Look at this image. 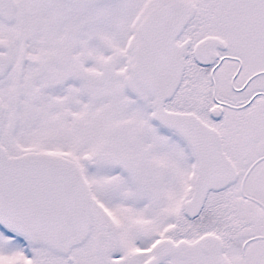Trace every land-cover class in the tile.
I'll return each mask as SVG.
<instances>
[{
	"label": "snow or ice",
	"instance_id": "snow-or-ice-1",
	"mask_svg": "<svg viewBox=\"0 0 264 264\" xmlns=\"http://www.w3.org/2000/svg\"><path fill=\"white\" fill-rule=\"evenodd\" d=\"M0 264H264V0H0Z\"/></svg>",
	"mask_w": 264,
	"mask_h": 264
}]
</instances>
